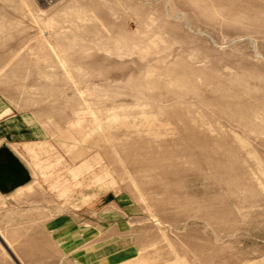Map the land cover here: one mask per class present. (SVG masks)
Here are the masks:
<instances>
[{
  "label": "rangeland",
  "instance_id": "rangeland-1",
  "mask_svg": "<svg viewBox=\"0 0 264 264\" xmlns=\"http://www.w3.org/2000/svg\"><path fill=\"white\" fill-rule=\"evenodd\" d=\"M0 264H264V0H0Z\"/></svg>",
  "mask_w": 264,
  "mask_h": 264
},
{
  "label": "water",
  "instance_id": "water-1",
  "mask_svg": "<svg viewBox=\"0 0 264 264\" xmlns=\"http://www.w3.org/2000/svg\"><path fill=\"white\" fill-rule=\"evenodd\" d=\"M30 181V174L8 148H0V193L7 194Z\"/></svg>",
  "mask_w": 264,
  "mask_h": 264
},
{
  "label": "crops",
  "instance_id": "crops-1",
  "mask_svg": "<svg viewBox=\"0 0 264 264\" xmlns=\"http://www.w3.org/2000/svg\"><path fill=\"white\" fill-rule=\"evenodd\" d=\"M19 188H17L16 190H18Z\"/></svg>",
  "mask_w": 264,
  "mask_h": 264
}]
</instances>
